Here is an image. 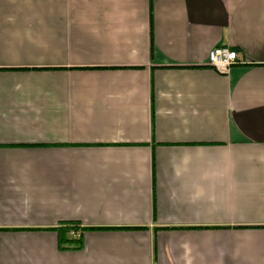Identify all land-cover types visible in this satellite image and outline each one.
<instances>
[{"label":"crops","instance_id":"obj_1","mask_svg":"<svg viewBox=\"0 0 264 264\" xmlns=\"http://www.w3.org/2000/svg\"><path fill=\"white\" fill-rule=\"evenodd\" d=\"M0 264H264V0H0Z\"/></svg>","mask_w":264,"mask_h":264},{"label":"built area","instance_id":"obj_2","mask_svg":"<svg viewBox=\"0 0 264 264\" xmlns=\"http://www.w3.org/2000/svg\"><path fill=\"white\" fill-rule=\"evenodd\" d=\"M207 62L217 72L226 73L231 66L239 63V60L234 50L227 47H216L209 52Z\"/></svg>","mask_w":264,"mask_h":264},{"label":"trees","instance_id":"obj_3","mask_svg":"<svg viewBox=\"0 0 264 264\" xmlns=\"http://www.w3.org/2000/svg\"><path fill=\"white\" fill-rule=\"evenodd\" d=\"M85 229L76 222H64L60 227L53 228L57 233V243L61 249L78 248L81 241L80 233Z\"/></svg>","mask_w":264,"mask_h":264}]
</instances>
